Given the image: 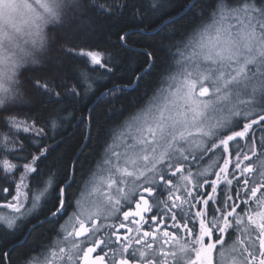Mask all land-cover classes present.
I'll return each instance as SVG.
<instances>
[{"label": "snow or ice", "instance_id": "6c2138e0", "mask_svg": "<svg viewBox=\"0 0 264 264\" xmlns=\"http://www.w3.org/2000/svg\"><path fill=\"white\" fill-rule=\"evenodd\" d=\"M0 264H264V0H0Z\"/></svg>", "mask_w": 264, "mask_h": 264}, {"label": "trees", "instance_id": "16d2710c", "mask_svg": "<svg viewBox=\"0 0 264 264\" xmlns=\"http://www.w3.org/2000/svg\"><path fill=\"white\" fill-rule=\"evenodd\" d=\"M130 95H134V93H131ZM101 107H103V105H101ZM117 107H119V105H117ZM76 115L79 116V112H77ZM77 123L76 120H70V122L65 123L64 129L61 132L64 142L56 149V152L53 154L54 156L72 151L76 140L80 137V127H83H77Z\"/></svg>", "mask_w": 264, "mask_h": 264}]
</instances>
